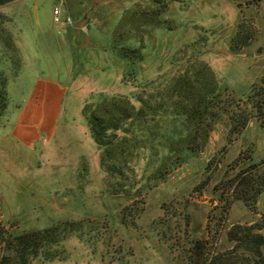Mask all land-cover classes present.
Returning <instances> with one entry per match:
<instances>
[{
    "label": "rangeland",
    "instance_id": "1",
    "mask_svg": "<svg viewBox=\"0 0 264 264\" xmlns=\"http://www.w3.org/2000/svg\"><path fill=\"white\" fill-rule=\"evenodd\" d=\"M56 7L61 23L53 20ZM238 29L248 42L232 51ZM126 48L129 60L120 55ZM203 63L214 74V94L228 102L261 79L264 0L0 4V221L11 230L55 225L56 254L39 264H185L183 249L194 238L223 263H238L226 231L260 219L264 190L251 206L238 198L227 204L224 182L235 160L245 166L264 156V125L251 116L234 133L221 113L197 139L177 136L186 118L174 104V83L186 70L202 75ZM36 76L56 80L64 97L46 137L38 119L53 108L46 103L33 117L28 111L24 121L39 136L23 143L12 128ZM138 99L145 100L139 114L130 106ZM84 109L121 124L107 131V166ZM120 115L130 117L118 122ZM261 251L264 258V244Z\"/></svg>",
    "mask_w": 264,
    "mask_h": 264
},
{
    "label": "trees",
    "instance_id": "2",
    "mask_svg": "<svg viewBox=\"0 0 264 264\" xmlns=\"http://www.w3.org/2000/svg\"><path fill=\"white\" fill-rule=\"evenodd\" d=\"M8 1L10 0H0V4ZM240 33L241 30L238 29L236 35L231 39L230 49L232 51H237L248 42L246 41L247 36ZM131 52L132 49L126 48L120 55L129 60L132 58ZM202 66V75L198 71L191 75L190 71L186 70L174 83V88L178 92L174 104L182 108L180 114L186 118H184L186 120L185 127L177 134L179 138H182L181 140L193 141L199 137L200 133L206 134L213 123L220 118L221 113L230 117L234 115L233 112L235 111L237 114L240 113L239 115L236 114L238 116L236 120L233 119L234 117H228L229 129L234 133H240L251 116L258 118L260 124L264 125V74L258 82L252 83L247 92L241 93L237 100L235 99L236 101L228 102L221 99L219 94H214L217 87L214 74L207 64L203 63ZM206 74H209V77ZM5 98L6 78L0 72V111L5 107ZM138 102L140 105L137 107L133 103L130 106L135 113L139 114L145 108V100L138 99ZM233 106L235 109L232 108ZM84 112L88 115L90 135L102 152L100 163L107 166L108 144L110 142L106 141L107 131L109 129L119 130L121 124L115 123L111 126L107 119L109 115L104 117L95 111L85 109ZM129 117L130 115H120L117 119L120 122ZM164 148L168 152L170 147L164 145ZM192 149L195 151V148ZM250 159L251 161L245 166H240L239 160H235L232 164L231 167L235 171L224 182V188H226L225 202L227 204L233 198H238L243 200L247 206H251L254 204L257 195L264 190V156L258 161ZM111 167L114 169L113 166ZM262 227H264V213L258 221L250 224L236 223L227 229V239L233 241L230 252H235L240 259L237 264H264L261 251V246L264 244V236L260 232ZM59 241V232L57 233L55 225L27 230H11L10 227L0 221V264L46 263V261L54 258L56 253L52 248ZM187 243L188 249H183L186 258L185 264H198L199 260L194 254L200 256L199 264H232L230 262L223 263L221 256L211 255L210 251H204L202 239L194 238ZM203 253L205 255L202 258Z\"/></svg>",
    "mask_w": 264,
    "mask_h": 264
},
{
    "label": "crops",
    "instance_id": "3",
    "mask_svg": "<svg viewBox=\"0 0 264 264\" xmlns=\"http://www.w3.org/2000/svg\"><path fill=\"white\" fill-rule=\"evenodd\" d=\"M27 97V104L30 103L31 106L29 107L26 104L25 108H22L17 116V123L12 128V133L21 138L23 143L31 142L39 136L38 131L31 126H28L24 121L26 114L29 111L30 113H32L33 117L34 113L44 108V104L46 103V105H48V108L49 106L53 108V112L45 114L46 116H44V118L43 115L40 116L38 120L42 122L39 127V131H43L46 129V135L42 133L40 134L43 137H46L51 133L53 125L60 116V108L64 97V88L56 80L48 77L36 76L34 78L32 89ZM27 108L29 109L26 111Z\"/></svg>",
    "mask_w": 264,
    "mask_h": 264
},
{
    "label": "built area",
    "instance_id": "4",
    "mask_svg": "<svg viewBox=\"0 0 264 264\" xmlns=\"http://www.w3.org/2000/svg\"><path fill=\"white\" fill-rule=\"evenodd\" d=\"M53 20L56 23H61L62 22V19L60 18V10H59L58 7H56L53 10ZM69 20H70V18L66 16L65 21H69Z\"/></svg>",
    "mask_w": 264,
    "mask_h": 264
}]
</instances>
